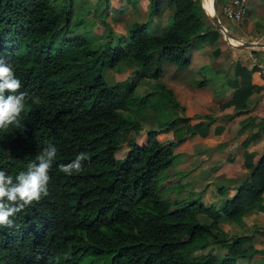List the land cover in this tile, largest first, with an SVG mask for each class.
Masks as SVG:
<instances>
[{
    "label": "trees",
    "instance_id": "16d2710c",
    "mask_svg": "<svg viewBox=\"0 0 264 264\" xmlns=\"http://www.w3.org/2000/svg\"><path fill=\"white\" fill-rule=\"evenodd\" d=\"M161 2L150 0L152 15L159 14ZM200 2L167 0L172 13L160 33L149 34L144 23L134 21L119 35L106 24L108 2L103 0L99 16L106 31L95 45L88 38L93 22L86 21L93 13L83 9V17L76 0H0V59L12 67L20 91L28 93L20 127L0 129V170L15 181L46 147L57 148L48 195L10 217L12 228L0 226V264H79L85 255H106L108 264H238L264 258V247L250 244L249 235L230 236L220 227L223 222L241 225L245 215L264 213V147L255 161L244 152L247 172L219 208L204 206L200 199L168 201L159 196L155 177L171 166L174 147L186 133L210 135L211 120L181 116L144 131L138 115L131 116L156 97L160 107L185 111L158 81L162 69L151 68L154 58L183 68L190 64L192 46L211 47L214 58L222 54L225 40ZM229 68L226 84L233 95L221 108L242 114L257 90L250 82L253 68L238 61ZM105 69L129 75L108 85ZM145 78L155 86L140 95L136 87ZM207 84L205 77L193 82L196 88ZM162 130L181 136L163 142L157 139ZM258 137H246L243 147ZM122 146L125 155L116 159ZM81 152L89 159L82 162L80 174L59 172L60 165ZM199 214L210 222L200 223Z\"/></svg>",
    "mask_w": 264,
    "mask_h": 264
},
{
    "label": "rangeland",
    "instance_id": "374dc122",
    "mask_svg": "<svg viewBox=\"0 0 264 264\" xmlns=\"http://www.w3.org/2000/svg\"><path fill=\"white\" fill-rule=\"evenodd\" d=\"M107 2H108V10L105 19L106 24L109 25L111 29L116 34L119 35L125 34L129 25L134 21L144 23L146 25L145 26L146 32H148L149 34H158L160 33L162 28L166 27L169 24V16L172 13V7L169 6L167 0H162L161 8L158 15L151 14V11L153 10V6L151 5L150 0H107ZM76 4L81 7L80 10H82L83 17L85 18L87 17V15L84 14L85 13L84 10L86 8L93 13L92 17L86 19L87 23L93 22V26H92L93 28L89 32L88 38L95 45L100 42L102 43V41L104 40L103 36L106 31V26L102 24L101 18L99 16V12L104 9L103 0H76ZM208 4L206 5L208 6ZM94 8H96L97 10H95ZM249 8H251L250 4H249ZM167 9L169 10L168 17H166V14L168 13ZM220 11H221L220 4H217L218 15H220ZM248 18L250 20L253 18L252 13L249 15ZM78 19L79 17L77 16V18L74 19V21L71 23V29L74 28L76 24L75 22ZM163 20L164 22H159ZM219 20L222 23V25L227 29V32H229L231 35L239 36V37L243 36L244 27L249 25L248 22H246V20H243L239 24H234L224 19L223 17H221V19ZM236 39L241 41H247L245 39H239V38ZM247 42H252V41H247ZM222 51H223L222 54H225L227 56L224 61V64L230 63L229 67H232L233 64L237 61H235L234 57L229 58L230 54L227 55L225 51L229 53H235L236 55L250 54V55H256L258 57H263L264 55V50H260L259 48H239V47L231 46L230 44H228L227 41H225V44L222 47ZM242 59H244V56L242 57ZM218 64H219L218 62L214 63V65H218ZM157 66H160L162 69V74L158 78V81L164 84L169 89L170 87L168 86L172 85L176 89L174 96L177 99V101L180 102L181 95L179 91L190 90V88L192 89V87L188 83L189 82V79H187L188 75L186 77L183 76V71H182L183 68H178L165 60L158 61L157 59L155 60L154 58L151 64V68H156ZM227 71L229 74H232L230 68ZM191 73L192 72H190V74ZM128 75H129V71L125 72L123 70L121 73L116 74L111 70L105 69L103 73V77L108 85H113L115 82L126 78ZM201 77L207 78V75L204 72H202ZM194 78H196V76H194ZM154 86H155L154 80L145 78L136 87V92L140 93L141 95L145 91L147 92L151 91ZM193 89H195L194 86ZM181 94H183V92H181ZM158 101L161 103V100L158 97L153 98L152 105L151 103H149L143 110L140 109L135 111L134 114L131 113V116L134 117L135 114L138 115L137 118L140 120L141 126L144 131L147 129H158L159 126L166 125L168 121L183 116V113L181 111L176 112L170 108L160 107L161 104H158ZM191 121L192 120L183 122V126L185 128L188 127L189 125L192 124ZM180 124L182 125V123ZM179 136H181L179 132L176 135H174L172 130L170 131L162 130L157 135V139L163 142L176 141V137ZM143 140H144V132H142L141 136L137 138V142L140 144L143 142ZM189 145H192V149H196L197 144H195V142H193L192 144L189 143L188 145H186L185 143H181L174 147V152L177 154L175 159L173 160L171 166L160 171L157 174V176L153 181V184L159 189L158 190L159 196L168 201H173L174 199L177 200L184 199L186 201H189L191 199H200L199 203H202L205 206H213L215 208H219L225 199H228L232 196L234 192L235 184L231 183L229 180L226 181L225 179L224 182H216L214 181V177L216 176L215 171H210L207 174V172H205V169H216L220 165H226L228 159H226L224 155L223 156L216 155L213 156L212 158L214 164L213 163L211 164L213 165L205 164V165L197 166L196 163L198 159L195 156L189 154L191 150L189 148L190 147ZM125 152H126V148L122 146L115 152L114 157L116 159H121L125 155ZM189 169H196V170H189ZM198 221L200 223H205V224H208L210 222V220L203 214L198 215ZM255 221H257L256 227L253 229L247 227L246 225H237L233 222L223 223L220 225V227L230 236L235 234H244L251 230L254 231L257 230V233L254 236L255 246L261 248L264 247V235L260 234L261 232L258 231V229L260 228L264 230V214H259V216ZM252 222L253 221H250V223ZM217 251L218 253H222V250L220 249H218ZM206 252L207 250H204L201 252L198 251L194 254L197 255L199 253H206ZM255 259H256L255 264H264V259L261 258L260 256H256ZM246 260H239L238 264H245ZM108 263H109V259L106 257V255H102L98 259L85 255L79 260V264H108Z\"/></svg>",
    "mask_w": 264,
    "mask_h": 264
},
{
    "label": "crops",
    "instance_id": "0c3cea01",
    "mask_svg": "<svg viewBox=\"0 0 264 264\" xmlns=\"http://www.w3.org/2000/svg\"><path fill=\"white\" fill-rule=\"evenodd\" d=\"M208 1L209 0H203V4L205 9L210 13L213 9V0H210L209 4ZM226 1L227 0H219L218 4L222 7ZM206 4H208V6L210 5L209 7L211 8L209 9ZM250 7L244 19L249 25L244 27L243 36H232L254 43L264 44V0H251ZM167 12L166 17L169 15L168 9ZM251 13L253 18L250 20L248 17ZM220 16L221 11L220 15H218L219 19L222 17ZM164 20L159 22H164ZM231 43L238 44L235 40H231ZM255 48L264 50V46ZM211 51L212 48L204 44L195 45L189 49L188 58L190 64L187 67H183L182 71L184 77L188 75V83L192 89L179 91L182 102L180 101V103L178 101L185 107L183 113L184 117H193L194 115L209 117L211 120V133L206 137L186 133L181 143L188 145L189 143L192 144L195 142V144H197L196 149H192V145H189L191 149L189 154L198 159L196 163L197 166L209 165L213 163V156L224 155L226 159H228L226 165H220L216 169H205V172L208 174L210 171H215L216 176L214 177V181L224 182L225 180H229L231 183L235 184L234 186L236 187L247 172L244 164L246 161L244 152L252 153V161H255L262 153L264 147V76L257 66L258 63H264V55L262 54L263 57L250 54L236 55L235 53L225 51L227 55L230 54L229 58L234 57L235 61H238L246 69L250 70L253 68V71L250 72V82L257 88L248 101L249 106L246 111L242 114H236L233 107L221 108V105L230 101L233 95V89L226 84V76L227 78L231 76V74L226 71L230 63L224 64L227 57L225 54H221L217 58H214ZM240 56H244V59ZM252 61L256 65L252 66ZM215 62L219 64L214 65ZM219 70H223V72L219 73ZM189 71L192 72V76ZM202 72L207 75L208 84L202 88L194 87L195 89H193V82L202 78ZM225 72H227L226 75ZM194 76H196V78H194ZM168 87H170L174 94L176 89L172 85ZM181 92H183V94H181ZM204 120L207 121L206 119ZM195 122L196 120L191 121V123ZM218 127L222 129L218 132H214L215 128L217 130ZM253 133H258L259 137L249 142L246 147H243V141ZM259 214L264 213L245 215L243 217L245 222L241 225H246L249 228L254 225L256 227L257 221L255 220ZM250 221L253 222L250 223ZM258 231L261 232L260 234L264 235L263 229L259 228ZM256 233L257 230L244 233V235H249L251 237L250 244L254 247H256L254 239ZM255 257L256 256L246 260L245 264H255Z\"/></svg>",
    "mask_w": 264,
    "mask_h": 264
},
{
    "label": "clouds",
    "instance_id": "9594fccd",
    "mask_svg": "<svg viewBox=\"0 0 264 264\" xmlns=\"http://www.w3.org/2000/svg\"><path fill=\"white\" fill-rule=\"evenodd\" d=\"M21 86L10 64L0 59V129L6 130L11 125L20 127L21 113L28 97V93L20 91ZM56 158L57 148L50 145L27 165L26 171L15 177V181L0 170V226L12 228L14 221L10 217L48 195L49 173ZM88 159V154L81 152L72 162L60 165L59 172L78 175L83 171L82 162Z\"/></svg>",
    "mask_w": 264,
    "mask_h": 264
},
{
    "label": "built area",
    "instance_id": "2783aa9c",
    "mask_svg": "<svg viewBox=\"0 0 264 264\" xmlns=\"http://www.w3.org/2000/svg\"><path fill=\"white\" fill-rule=\"evenodd\" d=\"M250 0H227L221 7V15L224 19L234 23H241L249 8ZM251 65H256L253 61ZM264 76V63L257 65Z\"/></svg>",
    "mask_w": 264,
    "mask_h": 264
},
{
    "label": "water",
    "instance_id": "95a60500",
    "mask_svg": "<svg viewBox=\"0 0 264 264\" xmlns=\"http://www.w3.org/2000/svg\"><path fill=\"white\" fill-rule=\"evenodd\" d=\"M200 1H201L200 2L201 7H202L204 13L207 15L210 22L215 26V28L221 33L224 40L228 42V44H230L231 46L239 47V48H255V47H263L264 46V44H262V43H254V42H247V41L238 40L235 37H233L229 32H227V30L222 25V23L219 20L218 15H217V0L213 1V11L211 14H208L206 12V9L202 4V0H200ZM231 40H235L239 44H237V45L232 44Z\"/></svg>",
    "mask_w": 264,
    "mask_h": 264
},
{
    "label": "bare ground",
    "instance_id": "6f19581e",
    "mask_svg": "<svg viewBox=\"0 0 264 264\" xmlns=\"http://www.w3.org/2000/svg\"><path fill=\"white\" fill-rule=\"evenodd\" d=\"M209 1H210V0H209ZM213 1H214V0H213ZM202 4H203V0H202ZM212 5H213V4H212ZM203 6H204V4H203ZM212 7H213V6H212ZM210 8H211V7H210ZM212 11H213V9H212ZM206 12H207L208 14H211V13H212V12L209 13V11H207V10H206ZM238 44H239V43H238ZM235 45H237V44H235Z\"/></svg>",
    "mask_w": 264,
    "mask_h": 264
}]
</instances>
